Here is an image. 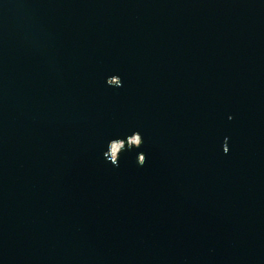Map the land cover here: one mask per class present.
Listing matches in <instances>:
<instances>
[{
  "label": "water",
  "instance_id": "1",
  "mask_svg": "<svg viewBox=\"0 0 264 264\" xmlns=\"http://www.w3.org/2000/svg\"><path fill=\"white\" fill-rule=\"evenodd\" d=\"M0 264H264V0H0Z\"/></svg>",
  "mask_w": 264,
  "mask_h": 264
}]
</instances>
